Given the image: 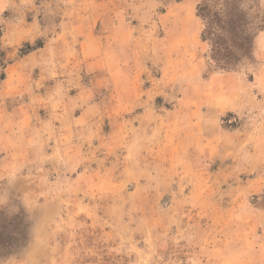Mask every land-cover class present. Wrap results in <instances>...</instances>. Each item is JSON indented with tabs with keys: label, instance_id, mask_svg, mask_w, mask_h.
Wrapping results in <instances>:
<instances>
[{
	"label": "rangeland",
	"instance_id": "obj_1",
	"mask_svg": "<svg viewBox=\"0 0 264 264\" xmlns=\"http://www.w3.org/2000/svg\"><path fill=\"white\" fill-rule=\"evenodd\" d=\"M263 34L264 0H0V264H264V105H222Z\"/></svg>",
	"mask_w": 264,
	"mask_h": 264
},
{
	"label": "trees",
	"instance_id": "obj_2",
	"mask_svg": "<svg viewBox=\"0 0 264 264\" xmlns=\"http://www.w3.org/2000/svg\"><path fill=\"white\" fill-rule=\"evenodd\" d=\"M212 59L222 65L223 68H228L233 64L232 62H235V57L223 61L224 58L216 54L212 55ZM28 227L24 215L9 217L4 213L0 214V259L12 257L19 250V247L25 246ZM7 250L11 251L7 252Z\"/></svg>",
	"mask_w": 264,
	"mask_h": 264
},
{
	"label": "crops",
	"instance_id": "obj_3",
	"mask_svg": "<svg viewBox=\"0 0 264 264\" xmlns=\"http://www.w3.org/2000/svg\"><path fill=\"white\" fill-rule=\"evenodd\" d=\"M257 57L264 64V34L261 35L257 41ZM229 77L235 80L234 75L230 74ZM255 85H257L259 89V92L257 94L255 93V90H252L248 93H243V90H239L237 92L234 90L230 96L227 95L222 103V105H225V101L228 102L227 100H230L229 106L225 109V111L231 113L233 112L241 116V114L247 111L249 108V105L243 104L244 102L242 101V97H247L248 100H251L252 104H254L256 107L258 106L257 108L262 107V105H264V97L263 101H261L262 98L260 99L259 95L262 90L264 96V66L255 74ZM228 97L230 99H228ZM259 115L262 114L259 113ZM24 127L25 125H21V127L20 125L18 126V128L20 129L18 132L19 134L22 133V129L24 130ZM261 151L264 154V148Z\"/></svg>",
	"mask_w": 264,
	"mask_h": 264
}]
</instances>
